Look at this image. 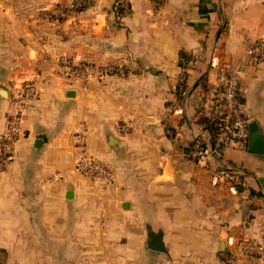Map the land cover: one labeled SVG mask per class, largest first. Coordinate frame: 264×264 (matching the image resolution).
Masks as SVG:
<instances>
[{
  "label": "crops",
  "instance_id": "0c3cea01",
  "mask_svg": "<svg viewBox=\"0 0 264 264\" xmlns=\"http://www.w3.org/2000/svg\"><path fill=\"white\" fill-rule=\"evenodd\" d=\"M69 1L0 0V137L16 87H33L0 172V264H264L237 246L264 242V155L248 138L188 156L212 141L211 99L234 70L264 137V62L247 54L264 45V0H122L120 14L103 0L67 30L32 19ZM61 56L115 72L66 78ZM80 154L112 179L78 173Z\"/></svg>",
  "mask_w": 264,
  "mask_h": 264
},
{
  "label": "built area",
  "instance_id": "2783aa9c",
  "mask_svg": "<svg viewBox=\"0 0 264 264\" xmlns=\"http://www.w3.org/2000/svg\"><path fill=\"white\" fill-rule=\"evenodd\" d=\"M247 54L255 64L264 62V45L262 42L250 44ZM63 75L66 78L78 79L80 77L91 76L95 74L102 78L115 72L114 68H97L85 65L83 63H74V61H62ZM184 66H182L183 68ZM238 70L232 71L224 76L219 85L215 88L211 99L212 115L214 118V136L209 145L194 146L188 153L192 161L198 165L206 164L211 159H218L233 144H244L248 141L249 120L245 118L240 111V101L238 94ZM184 75L179 79L178 90L183 93ZM33 87L31 83H22L16 87L13 95V110L7 117L6 129L0 137V172L5 171L12 160L14 146L21 135V116L23 104L33 97ZM124 131L126 127L122 128ZM172 136L171 132H168ZM79 146L83 144V135L76 136ZM75 170L89 178L101 179L106 182L112 179L110 169L104 163L94 160L80 154L76 159ZM220 175L223 172L219 173ZM237 246L246 261L261 260L264 261V242L257 243L249 240L237 241ZM225 264H238L239 262L231 253L224 255Z\"/></svg>",
  "mask_w": 264,
  "mask_h": 264
},
{
  "label": "rangeland",
  "instance_id": "374dc122",
  "mask_svg": "<svg viewBox=\"0 0 264 264\" xmlns=\"http://www.w3.org/2000/svg\"><path fill=\"white\" fill-rule=\"evenodd\" d=\"M102 2L103 0H71L66 4L53 7L52 8L53 10H49L45 12L44 16L42 15L41 16L39 15L37 17L34 16L32 17V19H35V18H37V20L41 19L48 26L52 28L58 29V27H63V29L67 30L68 28L70 29L72 23H75L76 21L80 20L81 17L85 15L87 10L97 8V7L99 8V4ZM113 9L115 10V13L117 14H120L122 12L123 13L127 12L126 11L127 10L126 1L117 0L115 2ZM18 18L23 19L24 17L19 16ZM66 60L73 61L71 59L63 58V56H61V58L59 59V61H66ZM74 63H79V62H74Z\"/></svg>",
  "mask_w": 264,
  "mask_h": 264
},
{
  "label": "water",
  "instance_id": "95a60500",
  "mask_svg": "<svg viewBox=\"0 0 264 264\" xmlns=\"http://www.w3.org/2000/svg\"><path fill=\"white\" fill-rule=\"evenodd\" d=\"M5 92H6L5 89H3V87H0V95L5 96ZM248 131L250 132V134L253 133V136L249 137V141L251 139V146L248 150L254 154L264 155V137L257 134V128H256L255 123L248 124ZM233 256L238 261L234 253H233ZM242 257L246 259L245 256H242Z\"/></svg>",
  "mask_w": 264,
  "mask_h": 264
},
{
  "label": "trees",
  "instance_id": "16d2710c",
  "mask_svg": "<svg viewBox=\"0 0 264 264\" xmlns=\"http://www.w3.org/2000/svg\"><path fill=\"white\" fill-rule=\"evenodd\" d=\"M180 57H181V62H183V61H185L187 59V56L185 54H183V53L180 54ZM212 136H214V133H212Z\"/></svg>",
  "mask_w": 264,
  "mask_h": 264
}]
</instances>
